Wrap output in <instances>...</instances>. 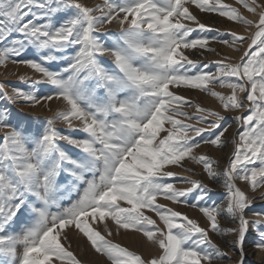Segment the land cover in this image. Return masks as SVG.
Returning <instances> with one entry per match:
<instances>
[{"label": "snow or ice", "instance_id": "6c2138e0", "mask_svg": "<svg viewBox=\"0 0 264 264\" xmlns=\"http://www.w3.org/2000/svg\"><path fill=\"white\" fill-rule=\"evenodd\" d=\"M206 52L217 58H190ZM9 64L33 74L18 75L23 87L0 82V264H87L70 232L106 264L231 259L210 233L239 252L236 264L250 236L264 251V0H0ZM229 144L223 166L198 152ZM192 165L223 189L219 202ZM122 233L154 251L111 239Z\"/></svg>", "mask_w": 264, "mask_h": 264}, {"label": "rangeland", "instance_id": "374dc122", "mask_svg": "<svg viewBox=\"0 0 264 264\" xmlns=\"http://www.w3.org/2000/svg\"><path fill=\"white\" fill-rule=\"evenodd\" d=\"M85 3H94V2H99V0H84ZM225 2L227 3H233V0H225ZM198 15H200V19L204 22H208L213 24L215 27L221 29V31H224L226 29H232V30H237L240 31V26L229 22L226 18H220L216 15H201L199 13H197ZM111 31H116L117 30V26L115 24H112L110 26ZM213 47H216L217 49H221L222 46L218 45V44H213ZM222 51L227 52V49H222ZM234 56H239L240 53L238 52H233L231 53ZM190 58L192 59H203L205 62L209 59H216L217 57L215 56V54L213 53H205L204 57H200L198 54L196 53H191L190 54ZM10 72H16V75H10L8 73ZM33 74L32 70L25 67V66H19L18 68L16 66H13L11 64H9L7 69L4 68H0V82H4L6 83V85H16V86H24L22 84L19 83L17 77L20 74ZM220 90V89H217ZM187 98L195 101V102H199L202 105H208V106H213L216 107V102L210 98L205 96L204 94L192 90V91H186L183 93ZM19 108H23L24 111L26 113H35V115H38L40 117H38L39 119H43L45 116L50 115L49 113L40 110L39 108L33 109V108H29L26 105H19ZM53 107H55V104L53 103ZM226 115H235V113L233 114H226ZM237 125L236 124H232V127L229 129L228 133H226V136L231 138L233 136V134L237 131ZM232 145L229 144L226 148L223 149H218L212 146H201V148L198 150L199 153L201 154H207L209 156H212L214 159H218L219 160V164L221 166H223L226 162V157L230 154V152L232 151ZM192 167L195 169V174H194V178H199L204 180L205 183L209 184V187H211L214 191H213V199L217 200V202H219L220 199L223 198V189L219 186V184L212 182V181H208L206 179V174H204L202 172V166H198V165H192ZM173 171L176 172H181V169L175 168L172 169ZM185 175H193V173H185ZM241 187H245V185L241 184ZM249 195H259V193H249ZM73 198H75V196L73 195ZM163 202V201H161ZM261 203L259 201H257L256 204V209L259 210V208L261 207ZM55 210V209H53ZM178 210L188 214L190 217L192 218H196L200 221L202 226H207L206 225V221L203 218L202 214L199 213L198 210L195 209H190V208H186V207H180ZM249 217L252 216V212L249 211L246 213ZM223 220H222V224H223ZM211 238L221 247V249L225 252H227L228 256L231 257V259H221L219 261H216L215 264H236V261L239 259V252L234 250L233 248L229 247V245L227 243H225L224 239H221L219 236L210 233ZM69 237L72 240V251H74L78 256H80L82 259H84L87 264H106L105 258L100 256L99 254L95 253L94 250H92L90 248V246L87 244V242L81 238V237H77L76 234L74 232H70L69 233ZM111 239L114 240V242H119L125 246H128L130 248H133L137 251L143 252L145 254H147V252L149 251H154V249H151L149 246H147L142 237L138 236V235H131V234H121V235H114L113 237H111ZM229 240L233 239L232 237H228ZM252 238L251 236L249 237L248 241L245 243V253H246V257H245V264H264V251H259L257 249L254 248V245L252 244Z\"/></svg>", "mask_w": 264, "mask_h": 264}, {"label": "trees", "instance_id": "16d2710c", "mask_svg": "<svg viewBox=\"0 0 264 264\" xmlns=\"http://www.w3.org/2000/svg\"><path fill=\"white\" fill-rule=\"evenodd\" d=\"M36 117L38 118V117H40V116L36 115Z\"/></svg>", "mask_w": 264, "mask_h": 264}]
</instances>
